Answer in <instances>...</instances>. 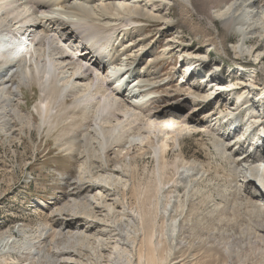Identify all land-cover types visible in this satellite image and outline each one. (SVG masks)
<instances>
[{
    "label": "bare ground",
    "instance_id": "bare-ground-1",
    "mask_svg": "<svg viewBox=\"0 0 264 264\" xmlns=\"http://www.w3.org/2000/svg\"><path fill=\"white\" fill-rule=\"evenodd\" d=\"M164 1L129 0L128 3L132 4L129 7L126 4H117L116 0H0V9H4V14L1 15L3 25L0 26V71L7 73L4 78H0L2 136L11 135V129L15 128L16 122L13 123V119L8 118L11 113L24 128H34L38 133H42L44 129L47 131L46 128L42 129L43 125L47 123L49 113L60 96V90L51 83V73L54 69H59L60 72L70 71L69 79L74 83H87V89L93 82L97 83L91 94L92 100L96 102L91 107L94 112H90V115H83L78 111L87 108V101L78 99L73 91H69L65 101L70 104L75 101L72 115L81 117L70 119L69 123L62 122L66 123L63 129L65 126L69 127L66 130L68 133L57 135L54 140L57 143L56 152L64 153L77 165L76 177L64 184L72 187V193L69 195L68 191L65 192L64 203L54 207L49 212V218H45V221L50 222L49 225L46 223L37 227L33 232L34 237L21 226L14 229V232L8 230L6 234L1 233L0 247L8 251V254H0L2 263L31 264L43 253L40 257L45 258V263L46 259H52L55 264H164L168 260V253H171V246L166 245L172 239L167 238L168 233L172 236L177 233L176 229L180 226L177 223L176 228L178 217L182 213L187 215L184 211L186 201L177 202V198L181 197L178 194L171 196L176 190H181L177 189L179 186H183L184 190L192 186H204L205 190H202L207 189L211 193L216 189V200L221 199L224 204L221 202L222 207H219L217 202L213 207L216 203L214 200L211 205L212 213H215L216 217L221 215L222 219L223 216L230 215L231 222L237 224V227L247 226L246 231L256 233V238L264 244V0H196L198 8L196 5L192 7L190 0H181L190 6L192 12L196 9L200 14L196 15L206 19L216 33L221 29L236 36L238 42L231 48L233 52L242 59H254L255 65L260 68L259 73H254L248 80L243 76L233 75L234 77L229 78H234V85H226L221 78L212 77V74H217L214 71L219 69L217 66L214 70L209 68L208 75L205 76L207 67L203 62H187L180 56L179 62L184 67L181 78L187 80L188 88L185 91L182 89L186 86L183 81L176 86L175 91L177 94L181 91L187 92V96L191 98L188 102L191 108L185 114L177 112L181 110L183 113L184 108L169 103V106L164 105L161 110L154 109L151 112L147 108L152 103L149 97L155 94L159 87L156 81L159 69L157 70L153 52L155 44L154 40L152 44L143 37L142 27L134 31L137 25L132 22V18L142 17L157 23L164 22L169 16L170 6L169 1ZM187 5H183L185 12ZM49 10L52 14L61 15L65 21L61 18L55 21L51 12L46 13ZM68 17L72 20L66 22ZM42 19L45 20L41 27ZM52 21L53 25L50 26ZM68 23L73 26V30L68 28ZM97 23H100V26L111 24L125 28L119 30L112 27L109 35L103 36V30L99 31L94 27ZM36 26L41 32L35 31ZM23 28L25 29L20 33ZM126 28L131 31H125ZM206 36L210 37L211 34L208 32ZM29 37L32 38L29 44L34 45L33 47H27ZM252 39L257 40V43L247 46V41ZM50 40H55L61 45L54 47L48 55L51 59L47 60L44 59V52L46 43ZM65 43L68 46H65ZM219 46L224 48L223 41L219 42ZM31 49L36 51L35 55L30 53ZM191 50L184 48L179 52L188 58L193 55ZM105 67L108 71H105ZM99 71L102 76L97 74ZM195 71L202 72L199 77L209 87L208 90L193 84L196 80L193 78ZM13 82L16 83L11 84ZM127 83L132 84L130 89ZM211 84L214 86L211 87ZM32 85L35 87H31ZM25 86L30 88L34 98H27L28 101H33L32 106L30 105L32 112L23 114L19 107L21 98L18 97L22 94L21 89L25 90ZM223 89L225 92L245 90L238 97L239 102L246 100L242 106L246 115L242 120L241 129L237 127L239 124L233 122L238 106L235 110L228 108L224 129L217 121L208 125L187 117L190 113L193 117L197 116L206 103L217 101V96ZM168 90L170 89L165 92L168 94L166 98L172 96ZM253 90H260L258 92L262 95L261 102L255 101ZM168 100L165 99V104ZM225 104L228 105V101ZM131 110L134 111L131 115L133 119L129 122L132 127L129 132H122L117 125L123 119L128 121ZM209 112H203V117H207ZM32 113L39 121H35ZM102 115L108 122L100 123L99 118ZM57 116L59 118L60 112ZM114 121L115 124H112ZM143 121L144 126L141 125ZM193 132L205 133V136L211 138L209 142L213 148L215 162L223 163V166L219 164L214 169L215 172L206 174L211 169L210 163L205 166L193 159L186 160L182 150H179L172 162H168V153L173 151L174 146L180 147L179 139ZM236 132L240 133V137L232 138ZM251 135H254V142L258 145L253 152L246 147ZM255 154H259L258 159H254ZM145 157L154 159L155 167L151 171L145 168L146 175L139 178L138 161ZM171 181V187L175 189H170L171 195L170 192L167 196L164 193L165 196L162 197L161 192L166 191L165 185L167 187ZM212 181H215L213 186L210 184ZM133 198L134 204L129 201ZM184 198L186 197L182 199ZM175 201L178 205H175L173 214L168 215V208L173 202L176 203ZM158 214H164L169 220L166 224L163 221L162 226L158 227L160 229L154 225ZM180 219L182 220V217ZM159 220L157 223H161ZM157 232L160 235H157ZM13 233L20 235L23 240L16 241ZM164 252H167V255ZM13 255L16 256L13 258ZM174 261L175 258L170 262L178 264Z\"/></svg>",
    "mask_w": 264,
    "mask_h": 264
},
{
    "label": "rangeland",
    "instance_id": "rangeland-1",
    "mask_svg": "<svg viewBox=\"0 0 264 264\" xmlns=\"http://www.w3.org/2000/svg\"><path fill=\"white\" fill-rule=\"evenodd\" d=\"M47 1L48 0H46V2ZM128 1L129 0H116V3L126 4L127 6L131 7L132 4L131 3L129 4ZM166 1H169L170 6L168 7L169 16L167 15L168 18L164 22L161 21L157 23V22H153V20L151 19L149 20L147 18H142V17L132 18V22H135L136 23L135 25H137L135 26L134 31L137 28L142 27L144 29L143 37H146L145 39H147L148 42L149 41L152 42L154 40V44H155L154 46L155 49L153 48L155 51L153 52H154V57L156 59L157 70L159 69L158 79L156 80L158 81L157 84L159 85V87L156 89L157 90L156 93L152 94L149 97L152 100L151 105L148 104L149 106L147 107L148 109H150V111L151 110L153 111L154 109L161 110V108L164 105L169 106V104H174L175 107L184 108L182 111L183 113H181V110L177 111L180 114L187 113L191 108L190 103H188L190 102L191 98L187 96V92L184 93L183 91H181V93L179 92L180 94H177L178 92L175 91V89H177L176 86L182 84L183 81H185V83L183 84H186V86H184L182 89L185 91L188 88L187 85L188 82L186 83L187 80H182L181 78L183 72L182 70L184 69V67H182L179 62L180 56L182 57V59L186 60L187 62H191V63L203 62L207 67L204 71L205 76L208 75L207 70L209 68L214 70V68L217 66V68L219 69L214 70L217 74L216 75L212 74V77L221 78L223 84L227 83L226 85H230V84L234 85L235 82L232 80L234 78H229L233 75L237 74L245 77L244 78L245 80H248L250 79V77L254 75V73H259L260 68L258 65H255L256 63L254 62V59H250V58L248 59L246 57L242 59L241 57H237L236 52H233V50L231 49L237 45L238 38L236 36L230 35L225 30H221V29H219L220 31L216 33V30L211 25H208V21H206V19L196 15V14L200 15L196 11V9L195 11L192 12V9L189 8L190 6L185 4L183 1L165 0L164 2ZM190 2L192 3V7L196 5L197 6L196 8H198L196 0H190ZM183 5L185 6L187 5L186 12L183 8ZM50 10L46 13L51 12V16L52 15L55 16V17L53 16V19L55 21H59V18L65 21V18L60 17L61 15L52 14V11ZM3 14H4V9L2 10L0 9V26L3 25L2 16H1ZM43 20L45 19H42V21L40 22L41 27L44 24ZM71 20L72 19L68 17L66 22H69ZM53 22L54 21H52L51 24L49 23L50 26L53 25L52 24ZM67 25L68 28H72L71 30L74 29L73 26L70 25L69 23ZM94 27L99 31L103 30L104 32L103 36H105L104 34L109 35L110 28L112 27L115 29L119 28V30L120 29L124 30L125 28V26H114L111 24L100 26V23H97ZM36 28L37 29L35 31L41 32V29H39L37 26ZM24 29L25 28L20 29V33ZM44 31L45 30L42 28V32ZM125 31L130 32L131 30L126 28ZM78 32H80V30ZM208 32L211 34L210 37L206 36ZM115 33L117 32H114V34ZM223 36L226 37L224 38ZM207 37L209 38V40ZM27 41H28L27 47L34 46L32 44L31 45L29 44L30 42H32V38L30 37L27 38ZM220 41H223V45H224L223 49H221V47L219 46ZM37 42L35 41V43ZM251 43L252 45H255L257 43V40L252 39L251 41H247L246 45L251 46ZM56 45L60 47L61 44L56 42L55 40L54 41L50 40L46 43L47 47L44 52L46 53V57L44 59L47 60L49 58L51 59V56L48 55L51 54L52 50H54V47ZM65 46L68 45L65 43ZM161 48H163L162 50L164 52L161 50ZM184 48L192 49L191 51L193 52V55L191 57L188 56L187 58L186 55L180 53L179 51ZM30 53L35 55L36 51L34 49H31ZM65 55H69V53H65ZM196 56L198 57V59ZM69 68H71V66ZM60 71L61 70L59 69H54V71H52L51 73V80H52L51 83L54 84L58 90H60V96L58 98V101L54 109L51 110L49 113L47 123L43 125L42 129L46 128L47 131L44 129L43 132L41 130L42 133L40 132L38 133L34 128H30V130L24 128L19 124V122L16 121L17 117L14 115L12 116L11 113V117L8 115V118H12L13 119L12 122L13 123L16 122V123H15V128H13V130L11 129V135L10 134L7 135L10 138H7V136L5 137L2 136L3 134H0V235L1 233L6 234V232L9 231L14 232V229L21 226L25 228V231H30V233L28 234L31 237H34L35 233L33 234V232L37 230V227L46 223L49 225L50 222L45 221V218H49L48 217V215L50 214L49 212L54 207H58V205L61 206L64 203V200L66 199L64 195L65 192L68 191L69 195L72 193V191L70 190L72 187L69 186L67 187V185L64 184L68 183L69 181L70 182L73 181V179L76 177L77 165L76 163L74 164L72 158H67L64 153L62 152L60 153L58 151L56 152L57 143L54 142V140H56L57 135L62 136L66 134L67 132L66 130L69 129V127L67 126H65L63 129V125H65L66 123L63 124L62 122L65 121L69 123L71 121L70 119L81 117V116L72 115V111L76 106L74 104L75 101H73L72 104H70V102L66 103L65 101L66 96H69L68 95L69 91H73L78 99L83 98L84 100L87 101L86 104L87 108H83L82 110H78L77 108V110L80 111V113L83 115H90V112H94V110L91 111V107L96 102L92 100L91 94L94 92L95 88L97 87V83L96 81L93 82L91 87H88L87 89L86 87L87 83H82V84L74 83L72 80L69 79L70 71H62V72ZM105 71H108V69L106 68ZM198 73H199L198 71H195L193 74V78L196 79L193 82V84L201 87H206L205 89L208 90L209 87L205 83H203V81H201L199 77L202 75V72H200L201 74ZM6 74H7L6 71L5 74L4 71L3 72L0 71V78L1 77L4 78ZM97 74L102 76V73L100 71L97 72ZM230 80L231 82H229ZM15 83L16 82H13L11 84H15ZM127 85H129V83H127ZM131 85L132 84L129 85L128 89H130ZM166 85H168V87H166ZM212 86L214 85L211 84V87ZM31 87H35V86L32 85ZM110 88H112V86ZM167 89H170L168 90V93H170L169 95L172 96L166 98V96H168V94L165 93L167 92L166 91ZM241 89L239 90L235 89L228 92H225V90L223 89V92L219 96H217V101L214 102L213 100H211L208 104L202 103L205 104L206 106L204 108L202 107L199 110L197 116L193 117V115H191L190 113L187 115V117L190 116L192 118H195L196 122L201 121L208 125L215 124L217 121L220 122L223 128L226 125L225 116L228 115L227 114V112L229 111L228 108L231 109L233 108L232 110H235L236 106H238L239 108L237 109L238 111L233 118V122L236 123V125L239 124L237 127L241 129L243 127L242 120L245 117L244 115H246V111L242 107L244 105L243 103L246 100L242 99L241 102H239L238 99V97L242 95L243 92L245 91V90L242 91ZM21 91L22 94L20 93L21 95L19 94L18 97L21 98L19 99L20 109L22 110L23 114L25 112H32L31 104L33 101L32 100L28 101L27 98L29 97L32 98L33 92L27 86H25V90H23L22 88ZM258 91L260 90H253L255 96L254 99H256L255 101L257 102H261L262 95ZM98 98H100V95L97 97V100ZM165 99L167 100L169 99L168 101H166L167 102L166 104H165ZM119 100L122 101V99ZM227 101H228V105L225 104ZM205 111H210L207 117H203V112ZM59 112H60V116L58 118L57 115ZM133 114L134 111L131 110V112L128 115V121H125V119H123L117 125V127L121 129L122 132H129L130 127H132L129 125V122L130 120L133 119V117L131 116ZM33 117L35 121L38 120L37 119L38 117H36L35 114L33 115ZM140 118L142 119L141 115ZM230 120L232 121L231 117ZM99 121L100 123L108 122L104 118V115H102L99 118ZM222 122H224V124ZM13 123L11 124L12 127H13ZM111 123L115 124V121ZM137 124L138 122L135 125ZM141 125L144 126V121L141 122ZM239 137H240V133L236 132L234 133L232 138H239ZM249 138L250 139L247 140L246 147L249 148V150L251 149V152H253L254 149L258 147V145L256 144V142H254L255 139L254 135H251V137ZM210 139H211L210 137L205 136V133H201V132H193L189 135H185L182 139H179L180 147H177L176 145L174 146L173 151L172 152L170 151V153H168L169 154L167 158L168 162H172L175 159V155L179 152V150H182V153L186 160L193 159L197 161V163L205 166L208 163H210L211 169L210 171H207L206 174H209V172L210 173L215 172L214 169L217 168L221 162L218 163L215 162L213 148L211 146V143L209 142ZM256 157L258 159L259 154H255L254 159ZM257 159L255 161H257ZM154 167H155V160L152 158L145 157V159H141V161H138L139 178H143L146 175V172H144L145 168L147 169V171L149 170L151 171ZM172 181L170 182L169 185L167 184L168 185L167 187L166 185L165 188L163 187L164 189H166L167 192L162 191L163 192V193L161 192L162 197L165 196L163 195L164 193L167 196L170 192V189L171 191L175 189L174 187L173 188L171 187ZM214 182L212 181L210 184L213 186L215 184ZM210 184L207 185L209 186ZM256 184L258 185L257 187H259V184L258 183ZM211 185L209 187H212ZM203 187L204 186H202L201 188L200 186V188L199 187L197 188L195 186L194 188V186H192L191 187L192 189L189 188L188 190H184L183 186H179L177 187V189H181L183 190V192L181 190H176L175 193L173 194L170 192L169 195L172 194L171 195L172 197L175 194H178L179 196L182 197L186 193V195L183 196L186 197L184 198L185 200L182 199L183 197L182 198L180 197V199L177 198V202H180L182 200L186 201L187 206L185 207L186 209L184 208V211L185 213L187 212L186 213L187 215L182 213L181 216H179L180 214L178 213L179 219L178 218H177L178 220L176 219L178 221L176 222V228L178 225H180L179 226L180 229H178L179 228L178 227L176 229L177 233H175L176 232L175 231L174 232L175 234H173V236L170 235L171 233H168L169 237L167 238L168 239L172 238V239L169 241L167 240L168 242L166 243V245L169 244V246H171V251H170L171 253H168V258H167L168 260H166L164 264L166 263L172 264L173 262L170 261L174 260V258H175L174 262L178 264H189L190 262L192 264H264V244L261 243L256 238L255 236L256 233L254 234L251 231H246L247 226L245 227L242 222L241 223L243 226L237 227L238 226L237 224L229 220L231 217L230 215H227V217H225L226 215L223 216V219L222 217H220L221 215L220 216L217 215V217L219 218L218 220H216L217 217L215 216V213L214 214L212 213L213 209L211 205L216 201V203H214L215 205L213 204L214 207L217 205V202H219L220 204L222 201L221 199L220 201L216 200V198L218 197L217 196L218 193L216 189L212 190L211 193V191L208 190L209 191L208 192L207 189L206 191H203L205 190L204 189L205 187L204 188ZM65 188L68 190H64ZM191 191L194 192L190 193ZM195 191L197 194H195ZM197 191H199V193ZM213 191H215L217 194H215V192ZM208 194H210V196ZM175 196L174 199L176 198ZM194 196L196 197L194 198ZM196 198L197 200H195ZM192 199L194 201H192ZM129 201H131L134 204L135 200L133 198L132 200L130 199ZM177 202L172 203L171 206L173 208L169 206L168 215L169 213H172L174 211L173 210L174 207L176 208V206L178 205ZM193 204H195L194 207L192 206ZM222 204L224 203L222 202ZM222 204H220L221 206L219 205V207H222ZM209 207L211 211L209 210ZM208 215L211 217L213 215V218L211 217L209 218ZM163 217L165 220L163 219ZM181 217L182 220L180 219ZM82 219L83 218H81V220ZM158 220L161 221V223L158 222L160 226L157 223ZM157 221L154 223V225H157L156 226L157 229H160L158 227L162 226L163 221L165 224L167 221L169 222L168 217L164 216V214L163 216L161 214H158ZM182 221L185 223V227H183L184 223ZM186 223L189 225H187ZM156 234L160 235L159 232H157ZM165 234L166 233H164V235ZM13 235L16 236L15 238L16 241L23 240L20 235L14 233ZM183 235L185 236L183 237ZM189 242H191L193 245ZM189 244H191L192 246ZM169 246L167 245V247ZM196 248H198L197 251ZM189 249L191 251H188ZM1 250L2 248L0 247V254L1 253L3 255H5L6 253L8 254L7 249L5 250L3 249L2 251ZM22 251L23 250H21V252ZM186 251H188V253ZM164 253H166L167 255V252ZM172 253H174L175 255ZM42 255L43 253L40 254V256ZM15 256L16 255H13V258ZM40 256L39 259L40 258L42 259L43 257ZM39 259L35 258L33 260L34 262L32 261V263L40 264L42 262L41 264H48L49 262H51L49 264H55L52 262L53 261L52 259L50 261L46 259V263L44 260L45 258L42 259L43 261L41 259L40 261H38ZM0 264H4V263L0 261Z\"/></svg>",
    "mask_w": 264,
    "mask_h": 264
}]
</instances>
